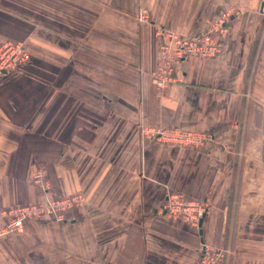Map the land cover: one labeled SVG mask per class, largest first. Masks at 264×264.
Returning <instances> with one entry per match:
<instances>
[{"label": "crops", "instance_id": "1", "mask_svg": "<svg viewBox=\"0 0 264 264\" xmlns=\"http://www.w3.org/2000/svg\"><path fill=\"white\" fill-rule=\"evenodd\" d=\"M263 4L0 0V40L23 42L31 56L0 77V208L38 201L30 176L42 167L54 194L87 200L65 223L39 220L0 239V264H193L201 241L228 248L234 217L245 216L235 213L238 179L241 208L264 186V160L254 156L264 155V103L247 88ZM231 8L241 15L223 54L186 64L182 82L158 94L155 25L194 36ZM142 9L152 25L137 21ZM141 124L210 132L214 143H156ZM169 191L211 202L200 232L158 215Z\"/></svg>", "mask_w": 264, "mask_h": 264}, {"label": "built area", "instance_id": "2", "mask_svg": "<svg viewBox=\"0 0 264 264\" xmlns=\"http://www.w3.org/2000/svg\"><path fill=\"white\" fill-rule=\"evenodd\" d=\"M264 15V4L262 6ZM241 15L240 8L227 9L205 30L188 36L168 27L155 25L160 41L157 65L151 74L155 91L162 94L183 80L186 64L205 63L218 59L224 52V36L228 26ZM141 25H152L151 14L142 9L137 15ZM31 56L23 42L0 40V77L29 66ZM143 139L184 148L201 149L214 143L210 132H194L174 128L140 125ZM30 183L38 189L39 200L21 207L0 208V239H12L24 232L35 221L65 223L70 214L87 205L83 192L71 196L53 193L49 172L38 168L30 176ZM212 210L208 200H191L184 194L167 192L158 215L173 221H183L197 231ZM198 257L193 264H229L233 256L228 247H216L204 241L199 243Z\"/></svg>", "mask_w": 264, "mask_h": 264}, {"label": "rangeland", "instance_id": "3", "mask_svg": "<svg viewBox=\"0 0 264 264\" xmlns=\"http://www.w3.org/2000/svg\"><path fill=\"white\" fill-rule=\"evenodd\" d=\"M247 88L251 97L259 101L262 100L264 103V20L260 27L249 67ZM262 143L264 144V140ZM254 156L259 157L262 161L264 160L263 154H254ZM257 176H259V173L257 174L254 171L253 178ZM238 182L239 184L234 187L235 213L240 212L245 216L234 217L233 219V227L228 246L232 250L233 256L229 264H235L233 263V258L235 257L238 258L237 264H264V186L254 187L253 199L255 202L250 205L249 200H247L244 202L246 203L244 208H241V205L243 206L241 200L244 197L242 193L243 187L241 186L242 179H238ZM30 185L32 186V183ZM33 188L38 192L36 187ZM247 189L249 190L251 187H247ZM260 196L262 198V204L255 200ZM238 226L239 232L236 230ZM240 226L243 227L240 228ZM251 227L253 231H251Z\"/></svg>", "mask_w": 264, "mask_h": 264}, {"label": "water", "instance_id": "4", "mask_svg": "<svg viewBox=\"0 0 264 264\" xmlns=\"http://www.w3.org/2000/svg\"><path fill=\"white\" fill-rule=\"evenodd\" d=\"M203 222L201 223V226H202Z\"/></svg>", "mask_w": 264, "mask_h": 264}]
</instances>
